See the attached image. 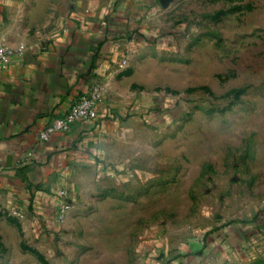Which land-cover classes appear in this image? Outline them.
<instances>
[{
    "label": "rangeland",
    "instance_id": "rangeland-1",
    "mask_svg": "<svg viewBox=\"0 0 264 264\" xmlns=\"http://www.w3.org/2000/svg\"><path fill=\"white\" fill-rule=\"evenodd\" d=\"M111 3L149 101L39 264H264V0Z\"/></svg>",
    "mask_w": 264,
    "mask_h": 264
},
{
    "label": "crops",
    "instance_id": "crops-1",
    "mask_svg": "<svg viewBox=\"0 0 264 264\" xmlns=\"http://www.w3.org/2000/svg\"><path fill=\"white\" fill-rule=\"evenodd\" d=\"M111 1L0 0V44L24 47L0 66V264H39V253L53 262L65 224L60 192L77 204L98 159L126 155L134 140L139 122L128 116L149 100L123 36L135 16ZM95 84L97 119L41 140L40 130ZM24 238L33 249L20 247Z\"/></svg>",
    "mask_w": 264,
    "mask_h": 264
},
{
    "label": "built area",
    "instance_id": "built-area-1",
    "mask_svg": "<svg viewBox=\"0 0 264 264\" xmlns=\"http://www.w3.org/2000/svg\"><path fill=\"white\" fill-rule=\"evenodd\" d=\"M23 49V45L17 48H10L0 44V66L3 67L10 64L14 58L18 57ZM122 62L124 63L125 59L122 60ZM100 98V85L95 84L87 88L64 113L55 117L49 124L40 130V139L48 140L57 133L68 132L75 121H95L98 117L97 103ZM60 195L65 199L59 207V211L61 212L65 210L68 201L63 191L60 192Z\"/></svg>",
    "mask_w": 264,
    "mask_h": 264
}]
</instances>
